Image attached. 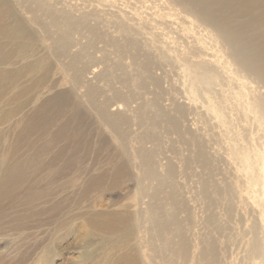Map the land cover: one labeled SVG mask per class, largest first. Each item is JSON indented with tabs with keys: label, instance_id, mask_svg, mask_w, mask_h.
<instances>
[{
	"label": "rangeland",
	"instance_id": "rangeland-1",
	"mask_svg": "<svg viewBox=\"0 0 264 264\" xmlns=\"http://www.w3.org/2000/svg\"><path fill=\"white\" fill-rule=\"evenodd\" d=\"M13 2L17 15L3 19L25 23V49L8 47L21 86L48 66L62 77L49 94L69 95L72 141L64 183L36 173L47 198L27 205L30 174L0 206V264H123L128 253L135 264H264V87L217 30L179 0ZM91 213L114 215L117 232L91 228Z\"/></svg>",
	"mask_w": 264,
	"mask_h": 264
},
{
	"label": "bare ground",
	"instance_id": "bare-ground-1",
	"mask_svg": "<svg viewBox=\"0 0 264 264\" xmlns=\"http://www.w3.org/2000/svg\"><path fill=\"white\" fill-rule=\"evenodd\" d=\"M13 1L0 0V125L8 124L9 129L15 127L14 131H16V140L12 149L7 152L2 149L0 139V206H3V202L8 197L16 193L30 174H33V177L31 188L27 194L25 193L27 205L36 199H45L47 191L36 187L37 178L40 177L36 173L41 171L51 175L55 172L54 178L61 182L67 176L68 171L67 158L63 154L67 153L68 141H72L70 139L72 136L67 134L68 124L64 119L69 95L62 90L53 95L49 94L51 90L60 88L63 83L62 77L50 80V67L48 66L44 68L45 73L40 80L36 79L29 85L21 86L24 77L22 67L19 66V61L13 60L14 53L8 47L11 45L20 50L25 49L23 41L27 35L25 23L22 18H18L15 27H11L3 19L12 14L17 15L18 8ZM179 2L199 16L207 25L216 29L237 64L264 87V0H179ZM70 29V27L61 29L56 38L57 41L55 40L56 50L61 53L67 52L70 46ZM26 66L31 71L40 67L37 62L33 61L28 62ZM74 102L72 101V108L78 125L82 111L80 103ZM101 112L113 125L106 109H101ZM52 127H56L55 131ZM76 129L79 131L78 127ZM0 131L1 138L5 132ZM79 133L73 136L76 139L74 147L77 149L79 144L81 145ZM39 140L45 141L44 146L39 147L36 144ZM54 148L57 151L52 157L50 150ZM77 152L76 150L75 153ZM42 203H46V200ZM114 218L115 216L110 213H91L87 222L93 229L113 233L117 232L120 226L118 219ZM122 247L126 248L127 244ZM114 248H116L115 245ZM118 259V263L135 264V257L132 253Z\"/></svg>",
	"mask_w": 264,
	"mask_h": 264
}]
</instances>
